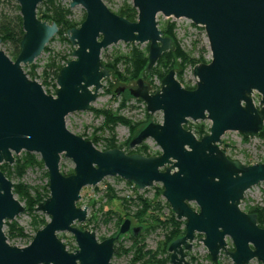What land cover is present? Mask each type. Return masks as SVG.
Here are the masks:
<instances>
[{"label": "water", "instance_id": "95a60500", "mask_svg": "<svg viewBox=\"0 0 264 264\" xmlns=\"http://www.w3.org/2000/svg\"><path fill=\"white\" fill-rule=\"evenodd\" d=\"M15 1L23 35L15 60L0 45V165H12L14 155L25 152L40 158L49 195L34 211L49 221L25 247L7 242L5 222L11 224L25 208L0 170V264H111L115 244L124 235L136 236L144 225L132 224L127 217L117 234L100 240L97 229L75 226L88 215L78 203L81 190L107 177L139 190L161 185L162 198L184 227V234L167 247L169 264H190L187 254L198 242L211 264H220L221 254L233 264H264V229L241 205L246 191L264 183V160L247 165L220 147L226 132L256 138L263 129L264 0H131L137 12L134 22L111 12L115 10L103 0H60L68 1L69 9L81 7L85 17L66 33L72 59L58 71L54 93L37 76L30 79L24 67L44 52L58 27L38 19L42 0ZM158 15L202 27L211 58L193 66V90L183 88L175 66L156 91L144 78L127 90L149 115L161 114L129 141L128 149L151 139L159 155L102 151L101 144L95 147L69 128L66 116L89 111L97 99L102 82L110 77L101 63L108 46L147 44L146 71L153 69L171 48V39L159 29ZM205 120L209 131L198 139L188 122ZM62 156L71 160L73 174L65 176ZM64 232L73 236L76 248L67 247L59 234ZM227 238L232 248H227Z\"/></svg>", "mask_w": 264, "mask_h": 264}, {"label": "rangeland", "instance_id": "374dc122", "mask_svg": "<svg viewBox=\"0 0 264 264\" xmlns=\"http://www.w3.org/2000/svg\"><path fill=\"white\" fill-rule=\"evenodd\" d=\"M61 2V1H60ZM131 3V0H110L106 2L111 6L115 11L123 3ZM62 5L68 8V1L61 2ZM17 5V2L14 1H0V13H5L9 16H14L19 14L14 8ZM69 9V8H68ZM70 16L69 18L75 22L81 20L85 15L84 10L77 6L72 9H69ZM159 26L166 24H174V35L175 39L179 44L180 49L185 53L192 56V58L197 59L199 56H202L204 61H209L211 58L208 42L203 31V28L200 26H190L189 21L185 19L174 20L172 18H164L162 15H158ZM66 37L63 34V37ZM0 45L4 50L10 55L11 47L8 44L0 42ZM137 47L140 50H144L147 47V44H131L118 42L114 45L108 46L102 50L101 62L107 63L112 61L113 56L117 53L127 54L132 47ZM73 47L61 40L60 36L55 35L52 40L46 45L44 52L31 64L30 66L24 67L28 76L30 78L37 76L42 81L45 80V84L48 88L54 93L56 89L55 80H53L51 70H47L48 76H44L45 66L49 60V56L63 57L72 59L71 52ZM174 50V45L171 43L170 52ZM167 51V52H169ZM179 59L173 61V66H175V75L181 76V82L183 85H188L189 87L195 86L196 80L192 76V67L191 66H181ZM117 68L120 72L124 70V64H118ZM110 73V77L102 82V88L99 90L97 99L91 104L89 111L84 112H75L66 116V124L72 130L86 136L90 137L95 129H98L96 136L102 138H109L108 130H100L99 128L103 125L104 119L102 116H97L94 111L98 110H111L113 112H118V114L128 120L129 122L137 123L144 120V104L136 102V99H133L129 96L127 90L133 88L135 81L129 82H119L116 78ZM150 87L156 91L159 89L160 80L156 77L144 76L143 77ZM124 87L125 90L122 93L116 94L120 88ZM121 99L126 101V106L124 108H119ZM94 110V111H92ZM149 115V114H148ZM153 117H161L160 113H155L149 115L148 122ZM194 124H203L205 128L209 129L210 122L199 121V122H188V127H191ZM139 127L133 134L130 133L129 129L122 124H117L114 128L115 140L117 144L126 143L130 137H133L140 129ZM206 134V133H205ZM102 145V142H98ZM143 144L148 148L149 154L160 153V149L151 139H147ZM224 144L227 146L226 151H228L234 158L237 160L250 165L255 160H264V135H258L256 138L244 137L237 132H226L221 137V145ZM223 147V146H222ZM26 153V152H25ZM25 153L16 157L15 160H21L25 156ZM29 154V153H28ZM32 155V154H31ZM37 160H40L39 157L35 156ZM67 171L73 170V164L70 159L61 157ZM13 165V164H12ZM12 165H6L11 167ZM74 171V170H73ZM12 185H22L27 189V192L31 197L40 196L42 200L48 197L49 192L47 173L44 172V166H30L24 170L21 176L13 175L9 179ZM107 187L112 189V193L115 196V199L111 202H107ZM81 198L78 201L81 205L88 209L87 219L84 223L75 224V226L95 228L98 232L99 240L107 237L118 231V228L122 221L127 217H131L132 214L136 211V205L138 204L137 196H141L148 200H153L155 203H159L161 210V215L164 218H168L169 212L168 208L164 205L165 200L161 196L162 187L160 184H154L151 188H146L144 190H139L136 187L127 184L125 181L118 177H107L104 178L98 185L94 187H85L82 190ZM21 205L25 208V212L20 214L11 224L7 221V225H4L3 232L7 238V242L16 246L25 247L28 245L35 233L36 223L39 221L45 222L49 221V218L37 213L34 209H27L25 206V201L18 198L17 195H14ZM129 200L128 210L129 216L125 217L127 211L125 210L122 201ZM250 206H256L264 210V183H259L256 186H253L248 191L245 192L244 198L241 202L243 209L245 204ZM168 205V204H167ZM170 209V208H169ZM108 212H112L108 215ZM120 216L122 220L118 225L117 218ZM132 224L138 223L133 217H131ZM183 222V221H181ZM144 227L140 228V231L136 235L143 238V244L145 250L154 252L159 246L160 242L163 240V232L160 228L149 230L153 223L151 221L143 224ZM12 226L17 227L23 236L17 235V232L11 234ZM14 231H16L14 229ZM60 236L65 241L68 248H76L74 238L71 234L64 232L59 233ZM135 236V237H136ZM201 236V235H200ZM130 235H124L117 244H121L123 248L128 249L131 247V240L129 239ZM227 248H232L231 241L227 238ZM168 253L164 255H159L157 259L167 258ZM208 253L202 243L198 242L189 250L186 260L190 264H211L210 260L207 259ZM133 258V252L128 254H122L121 256H112L110 262L111 264H131ZM191 258H193L191 260ZM220 264H233L229 259H227L223 254L220 255ZM169 260V259H168ZM194 260V262H193ZM192 261V262H191ZM141 264V263H137ZM146 264H157L153 262H147ZM169 264V262H168ZM249 264H260L256 260H252Z\"/></svg>", "mask_w": 264, "mask_h": 264}, {"label": "trees", "instance_id": "16d2710c", "mask_svg": "<svg viewBox=\"0 0 264 264\" xmlns=\"http://www.w3.org/2000/svg\"><path fill=\"white\" fill-rule=\"evenodd\" d=\"M3 2L6 1H14V0H0ZM103 2H110V0H103ZM17 12H19L18 5H15L14 7ZM114 14L125 18L126 20L130 22L136 21L137 18V12L132 7L131 3L123 2L116 11H112ZM36 15L38 19L42 21H46L48 23L54 22L58 27V32L56 35L60 36L61 40L65 43H68L67 36L63 37V34L66 35L67 31H69L72 28H76L80 25V23L84 20L85 15L81 18L80 21L75 22L69 18L70 11L67 7L61 4L60 0H42L41 3L38 5L36 10ZM160 31L162 32L164 37H168L171 39V43L174 45V50L171 53L165 52L163 53L160 58L158 59L156 65L153 67V69L150 72L146 71V66L148 63L147 59V53H148V45L144 50H140L137 47H132L131 50L127 54H121L117 53L113 56L112 61L107 63H102L109 72L116 78L119 82H129V81H135L139 78H143L144 76H156L159 80L162 79L163 76L167 74L169 70L173 68V61L175 59H179L181 66H193L197 64H203L208 63L209 61H204L202 59V56H199L197 59L192 58L191 55L185 54L179 47L178 42L175 39L174 35V24H166L159 27ZM23 31L21 26V18L19 14H16L14 16H9L5 13H0V42L4 44H8L11 47L10 50V58L12 60H15L17 57L19 50H20V40L22 38ZM52 40V39H51ZM50 40V41H51ZM69 61L66 58L63 57H57L49 56V60L45 66L44 76L47 77L49 74L46 71L51 70V74L53 77V80H55L56 75L58 71L65 65V63ZM124 64V70L123 72H120L117 68L118 64ZM177 80L181 82V76L176 75ZM32 79V78H30ZM45 83V80L43 81V84ZM183 88L186 90H193L195 86L189 87L188 85H183ZM136 102L141 103L140 100H136ZM126 106V101L124 99H121L119 108H124ZM94 111V110H92ZM94 113L97 116H102L104 119L103 125L99 128L100 130H108L109 131V138H102L100 139L99 136H96L98 129H95L90 137H82L85 140H89L92 142V144L96 147L98 142H102V151L118 148L120 150H123L126 154H139L146 157L150 156H156L160 153H155L153 155L149 154L148 148L141 143L139 146L134 147L133 149H128V143L129 141L147 124L149 123V115L146 112L144 108V120L137 122V123H131L125 118L121 117L118 112H113L111 110H98L94 111ZM117 124L125 125L131 134L134 133L139 127V131L133 136L130 137L126 143L123 144H117L115 140V134H114V128ZM187 128L191 129L193 134L200 139L205 133H208L209 129L205 128L203 124H194L191 127ZM260 136L264 135V125L262 131L259 133ZM223 146V147H222ZM227 149V146L222 144L221 150L225 153ZM25 157L21 160H15L13 165L11 167L6 166L5 164L0 165V170L4 173V175L7 177V179H10L13 175L21 176L26 170V168H29L30 166H42V161L37 160L34 155L25 153ZM74 171H69L65 176L73 174ZM127 183V182H126ZM48 184V183H47ZM129 185H132L130 183H127ZM107 202H111L115 199L114 194L112 193V189L107 187ZM13 194L17 195L19 199L25 201V206L27 209L31 210L36 207V205L43 201L40 196L31 197L29 193L27 192V189L23 187L22 185H13ZM162 194V191H161ZM129 200H123L122 204L127 211L125 217L129 216V210H128V202ZM138 204L136 205V211L132 214L131 217H133L138 223L140 224H146V222L151 221L154 225L149 228L156 229L160 228L163 232V240L160 242L157 249L152 252L145 250V246L142 243L143 238L141 236H131L129 239L131 240V247L128 249L123 248L121 244H115L114 246V254L113 256H121L122 254H128L130 252H133V258L131 260V264H146L147 262H153L157 264H168L169 262V255L166 258L157 259L159 255H164L167 252L168 245L174 241L175 239L181 237L184 234V227L183 222L177 221L174 214L170 211L169 206L167 203H164V205L168 208L169 216L168 218H164L161 215L162 208L160 207L159 203H155L153 200H148L146 198H143L141 196H137ZM244 212L248 214H255L257 219V225L259 228L264 229V210L256 207V206H250L247 203L245 204ZM110 215L112 212H108ZM122 218L118 216L117 221L118 225ZM5 225H7V221L5 222ZM46 224L43 221H39L36 223L35 226V232L44 227ZM12 230L11 234H14V232H17V235L23 236L21 231L17 228L12 226L9 228ZM14 229L16 231H14ZM117 234V233H116ZM193 258H191L192 260ZM207 259L209 260V256H207ZM192 262V261H191ZM194 262V260H193Z\"/></svg>", "mask_w": 264, "mask_h": 264}, {"label": "built area", "instance_id": "2783aa9c", "mask_svg": "<svg viewBox=\"0 0 264 264\" xmlns=\"http://www.w3.org/2000/svg\"><path fill=\"white\" fill-rule=\"evenodd\" d=\"M190 26H194L192 23H189ZM133 186V185H132Z\"/></svg>", "mask_w": 264, "mask_h": 264}, {"label": "flooded vegetation", "instance_id": "af4514ba", "mask_svg": "<svg viewBox=\"0 0 264 264\" xmlns=\"http://www.w3.org/2000/svg\"><path fill=\"white\" fill-rule=\"evenodd\" d=\"M132 228H134V227H132ZM129 235L133 236L132 233H130ZM134 237H135V236H134Z\"/></svg>", "mask_w": 264, "mask_h": 264}]
</instances>
